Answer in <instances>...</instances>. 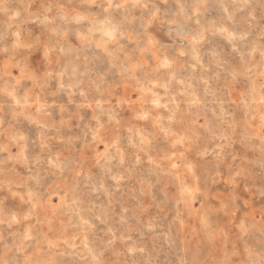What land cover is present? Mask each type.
<instances>
[{
  "label": "rangeland",
  "instance_id": "374dc122",
  "mask_svg": "<svg viewBox=\"0 0 264 264\" xmlns=\"http://www.w3.org/2000/svg\"><path fill=\"white\" fill-rule=\"evenodd\" d=\"M0 116V264H264V0H0Z\"/></svg>",
  "mask_w": 264,
  "mask_h": 264
},
{
  "label": "bare ground",
  "instance_id": "6f19581e",
  "mask_svg": "<svg viewBox=\"0 0 264 264\" xmlns=\"http://www.w3.org/2000/svg\"><path fill=\"white\" fill-rule=\"evenodd\" d=\"M25 5V4H24ZM98 20V19H97ZM99 26V25H98ZM162 31V30H161ZM232 34V33H231ZM261 42V41H260ZM131 67V66H130ZM79 73V72H78ZM5 81V80H4ZM17 93V92H16ZM111 93V92H110ZM156 98V97H154ZM164 105V104H163ZM150 108V107H149ZM44 112V111H43ZM16 113V112H15ZM142 113V112H141ZM1 117V116H0ZM14 122V121H13ZM140 127V126H139ZM16 129V128H15ZM106 133V132H105ZM133 134V133H132ZM154 136V135H153ZM48 138V137H47ZM153 141V140H152ZM151 141V142H152ZM96 154V153H95ZM26 156V155H25ZM89 160V159H88ZM65 162V161H64ZM35 163V162H34ZM12 165V164H11ZM86 165V164H85ZM97 169V168H96ZM153 172V171H152ZM90 175V174H89ZM240 175V174H239ZM38 178V177H37ZM163 178V177H162ZM186 178V177H185ZM94 180V179H93ZM203 181V180H202ZM212 187V186H211ZM168 190V189H167ZM12 191V190H11ZM176 191V190H175ZM178 192V191H177ZM176 192V193H177ZM62 193V192H61ZM28 194V193H27ZM111 200V199H110ZM245 201V200H244ZM61 205V204H60ZM98 205V204H97ZM205 209V208H204ZM75 210V209H74ZM69 215V214H68ZM68 217V216H67ZM73 217V216H72ZM54 219V218H53ZM79 226V225H78ZM104 242V241H103ZM100 258V257H99Z\"/></svg>",
  "mask_w": 264,
  "mask_h": 264
}]
</instances>
